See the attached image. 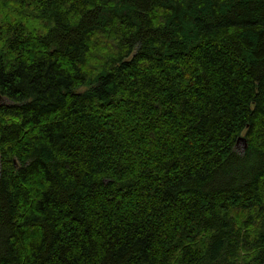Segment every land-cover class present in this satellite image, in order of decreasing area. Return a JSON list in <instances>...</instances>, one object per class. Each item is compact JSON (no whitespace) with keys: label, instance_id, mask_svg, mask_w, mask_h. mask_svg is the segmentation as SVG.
<instances>
[{"label":"trees","instance_id":"1","mask_svg":"<svg viewBox=\"0 0 264 264\" xmlns=\"http://www.w3.org/2000/svg\"><path fill=\"white\" fill-rule=\"evenodd\" d=\"M0 97V264H264V0H0Z\"/></svg>","mask_w":264,"mask_h":264},{"label":"rangeland","instance_id":"2","mask_svg":"<svg viewBox=\"0 0 264 264\" xmlns=\"http://www.w3.org/2000/svg\"><path fill=\"white\" fill-rule=\"evenodd\" d=\"M2 103H4V101H3V100H0V104H2ZM245 149H246V144L243 143V142H240V143L237 145V147H236V151H237L239 154H242V155H243Z\"/></svg>","mask_w":264,"mask_h":264},{"label":"water","instance_id":"3","mask_svg":"<svg viewBox=\"0 0 264 264\" xmlns=\"http://www.w3.org/2000/svg\"><path fill=\"white\" fill-rule=\"evenodd\" d=\"M0 100H3V99L0 97ZM239 142H243V143L246 144V139L241 137V138L238 139V143Z\"/></svg>","mask_w":264,"mask_h":264}]
</instances>
